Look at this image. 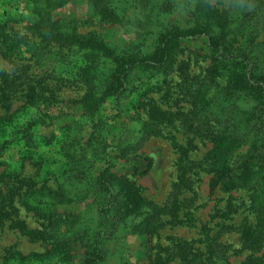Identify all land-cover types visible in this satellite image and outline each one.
I'll use <instances>...</instances> for the list:
<instances>
[{
	"label": "trees",
	"instance_id": "1",
	"mask_svg": "<svg viewBox=\"0 0 264 264\" xmlns=\"http://www.w3.org/2000/svg\"><path fill=\"white\" fill-rule=\"evenodd\" d=\"M42 1L44 6L40 9L39 0H28L35 15L32 29L41 41L79 54L76 63L79 64L77 77L84 87L80 101L83 116L92 117L108 98L118 111L123 100L128 105H139L135 95L146 96L158 91L173 72L178 77V93L188 108L171 113L146 103L147 120L138 129L137 140L130 143L127 138L117 137L111 145L114 149H109L108 141L101 138L99 149L89 157L72 138L67 141L69 137L65 134H49L44 139L32 136L36 127L50 124L48 116L33 115L23 123L12 121V115L1 116L0 153L10 144L21 146L24 156L28 157L39 153L41 148L57 146L67 173L66 184L55 190L44 187L43 182L30 181L29 189L17 194V204L50 225L51 221L52 224L60 222L55 218L57 205L72 202L77 194L88 199L87 206L94 208L92 217L80 220L78 213L64 216L70 236L80 241L83 248L84 259L80 264L102 260L106 243L112 242L109 248L116 253L122 249L126 235H152L157 229L159 209L125 175L116 173L113 162L127 160L126 156L135 152L141 142L159 133L161 125L176 121L187 131L186 136L187 133L190 136L185 148L179 146L184 166L194 165L187 158L193 139L210 144L203 157L209 191L246 194L253 223L245 222L237 227L240 247L249 254L263 248L264 36L259 39V34L264 30V0H187L183 3L161 0L153 5L158 6L155 17L159 19L153 26L154 32L147 34L152 36L149 42L145 44L142 39L140 44L136 42L123 48L105 43L93 33L83 36L61 30L59 20L53 21L51 14L61 0ZM88 2L103 18L120 22V17L113 12L115 8L110 7L111 0ZM199 38L207 47L203 56L207 65L202 75H194L189 73L188 63L178 59V54L182 41ZM47 90L28 85L23 95L24 105L52 104L51 92ZM244 144H247L246 151L238 155L236 149ZM234 211L226 210L223 214ZM89 222L94 228L88 227ZM19 229L31 240L45 238L42 232L27 230L22 224ZM64 248L62 243H56L43 254L22 255L13 251L5 264H25L49 259L52 255L67 261ZM183 248L177 245L172 254L164 258L154 256L148 264H166L173 258L182 263L194 261L196 255ZM216 256L214 245L207 246L204 264H228ZM242 264L264 262L248 257Z\"/></svg>",
	"mask_w": 264,
	"mask_h": 264
},
{
	"label": "rangeland",
	"instance_id": "2",
	"mask_svg": "<svg viewBox=\"0 0 264 264\" xmlns=\"http://www.w3.org/2000/svg\"><path fill=\"white\" fill-rule=\"evenodd\" d=\"M160 1L111 0L110 7L115 8L113 12L120 17V22L103 18L88 0H61L51 14L52 20H59L57 24L65 32L83 36L93 33L103 42L123 48L136 42L140 44L142 39L145 44L149 42L152 36L147 34L154 32L153 26L159 19L155 17L158 6L153 5ZM43 6V1L39 0L40 9ZM183 12L184 9L181 14ZM34 22L35 15L28 0H0V23L3 25L0 29V117L12 115V121L18 123L33 115L51 118L49 125L34 129L32 136L35 138L65 134L69 137L67 141L72 138L89 157L99 149L101 138L110 143L107 142L109 149L113 148L111 145L117 137L127 138L130 143L137 140L138 129L147 120L146 103L171 113L188 108L178 93V77L173 72L158 91L146 96L135 95L139 105H128L123 100L118 111L108 98L96 114L86 118L80 103L84 87L77 77L79 54L41 41L32 29ZM263 36L264 30L259 39ZM180 48L178 59L188 63L189 73L202 75L207 65L203 58L207 53L204 40L182 41ZM28 85L47 88L52 104L25 106L23 95ZM159 129L157 135L148 137L135 152H130L127 160L113 162L116 173L125 175L138 186L141 195L159 209L157 229L147 236L126 235L122 249L116 253L109 248L112 242L106 243L102 260L94 264H148L154 256L164 258L172 254L177 245L196 255L194 261L182 263L173 258L166 264H204L209 245H214L217 259L226 260L228 264H242L248 257L264 262V247L253 254L240 247L237 227L245 222L253 223L246 194L210 192L208 189L209 176L203 157L210 144L193 139L187 158L194 165L186 168L179 146L186 147L190 137L188 133L186 136L187 131L176 121L161 125ZM57 149L49 145L28 157L24 156L21 146L10 144L0 153V264L9 262L8 255L13 251L22 255L43 254L56 243L65 247L67 261L52 255L49 259L25 264H80L84 259L80 241L70 236L64 216L78 213L80 220L92 217L94 208L87 206L88 199L77 194L72 202L57 205L55 218L60 222L52 224L51 221L50 225L24 211L16 202L17 194L29 189L27 183L30 181L43 182L44 187L53 190L66 184L67 173ZM246 149L247 144L241 145L236 153L241 155ZM10 173L13 176H9ZM226 210L235 211L225 216ZM19 224L27 230L42 232L45 238L29 239L20 231ZM93 226L88 223V227Z\"/></svg>",
	"mask_w": 264,
	"mask_h": 264
}]
</instances>
